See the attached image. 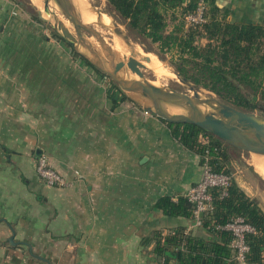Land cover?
I'll return each instance as SVG.
<instances>
[{
    "label": "crops",
    "instance_id": "crops-1",
    "mask_svg": "<svg viewBox=\"0 0 264 264\" xmlns=\"http://www.w3.org/2000/svg\"><path fill=\"white\" fill-rule=\"evenodd\" d=\"M216 1L232 19L264 17V0ZM25 18L19 2L0 0V264H153L167 229L216 240L190 215L155 206L200 179L195 147L95 72L78 85L42 78L51 62H27L21 41L11 42L26 36L11 30ZM39 153L68 186L38 176Z\"/></svg>",
    "mask_w": 264,
    "mask_h": 264
},
{
    "label": "trees",
    "instance_id": "trees-1",
    "mask_svg": "<svg viewBox=\"0 0 264 264\" xmlns=\"http://www.w3.org/2000/svg\"><path fill=\"white\" fill-rule=\"evenodd\" d=\"M183 1L107 0V5L109 13L125 24L136 37L162 46L175 45L182 60L177 69L182 78L214 92L220 100L240 109L264 110V17L260 20H235L231 18V7L219 5L216 0H203L208 6V20L193 25L199 28L201 35L207 39V42L200 46L194 43L192 30L186 37H179L177 31L164 32L166 21L163 10L178 7L182 12L191 11L200 0H189L185 5ZM32 17L41 21L36 13H32ZM54 36L62 40L56 33ZM72 51L97 73L105 75L74 49ZM113 84L120 91L121 99L129 98L117 84ZM166 122L172 126L176 137L191 147H195L194 136L199 131L208 133L214 144H223L221 139L196 125ZM221 155L224 161L228 159L226 151H222ZM216 170L221 169L218 166ZM228 193L230 196L222 205L245 215L246 220L258 231L257 234H247L250 244L249 264H264V213L233 180ZM155 206L169 216L190 215V205L183 196L177 201H172L170 196L160 197ZM210 232L217 236L216 240L185 236V250L171 252L177 263L229 264L227 262L230 250L226 245L228 234L225 231ZM176 238L173 236L167 239L165 244L176 243ZM165 249L166 245L156 244L157 251L163 252ZM166 264H169L168 261Z\"/></svg>",
    "mask_w": 264,
    "mask_h": 264
},
{
    "label": "rangeland",
    "instance_id": "rangeland-1",
    "mask_svg": "<svg viewBox=\"0 0 264 264\" xmlns=\"http://www.w3.org/2000/svg\"><path fill=\"white\" fill-rule=\"evenodd\" d=\"M14 1L20 3V7L24 11L26 18L24 20L22 19L23 24L20 27H12L11 30L16 32H25L26 36L21 35L23 38H16L12 35L11 42L18 47L20 43L18 45H16V43L21 41V45H24V48L26 49L27 62H31L33 60L51 62V64L46 66L45 69L43 66L42 78L55 79L67 77L69 83L72 82L75 85H78L81 78H92V75L94 77L97 72L92 68L90 69L86 65L84 66L80 64L84 62L72 51L71 47L65 41L58 40L54 36L55 32L52 28V24L55 23V18L53 15L47 16L44 11H41L42 15L45 17L44 19L41 18V21H38L32 17V13L37 14V11L39 10L38 7H42L44 0H33L34 2L31 0ZM83 1L92 13L90 16L85 17V23H90L92 27L104 36L106 42L110 44L116 55L120 57L127 56L133 52L134 56H138L143 60L142 63L153 69L144 70L148 79L156 82L157 84L166 85L177 91L191 93L187 84L183 83L178 76L177 69L182 63V60L180 58L178 48L175 45L168 44L162 46L159 43L151 42L148 39L136 37L134 33L128 30L125 24L115 19L109 13L107 0ZM49 8L55 13L58 19L63 21L65 25H68V20L61 13L60 9L53 0H50ZM163 13L166 21V27L164 29L165 33L177 31L179 37H186L192 30L194 32L193 39L196 45L201 46L207 42L206 37L201 35V30H198L199 28H195V26H184L183 16L185 12H182L180 8H168L163 10ZM81 15L82 18H84L82 13ZM114 23H117L123 33H127L129 35L132 43V49H130L122 41L121 37L113 31L112 28ZM86 35L89 37L88 41L100 50V47L94 40V37L89 34ZM33 53L35 54L33 55ZM88 71L91 74H89ZM46 73L52 76L47 77ZM103 76L104 75H101V77ZM110 83L113 84L111 79ZM198 89L202 94H208L212 97L218 98L214 92L206 88L199 86ZM250 111H254L264 116V110L254 109ZM222 147L223 151H226L228 155V159L225 160V164L227 165V170L231 172L233 176L232 178L244 187L246 195L252 198L264 213V173H259L257 171V169L260 168L259 161L256 157L258 154L241 150L224 141ZM256 164H258V166H256ZM157 255L158 253H156V256Z\"/></svg>",
    "mask_w": 264,
    "mask_h": 264
},
{
    "label": "water",
    "instance_id": "water-1",
    "mask_svg": "<svg viewBox=\"0 0 264 264\" xmlns=\"http://www.w3.org/2000/svg\"><path fill=\"white\" fill-rule=\"evenodd\" d=\"M53 1L68 20V25H65L50 10V0H44V13L55 18V23L52 24L54 32L74 51L107 75L139 106L166 121L196 125L234 147L264 155V116L240 109L211 95L202 94L198 85L179 74L180 80L187 84L191 93L157 84L144 73L145 69L151 68L138 60L133 52L127 56L116 55L104 36L90 23L83 21L72 0ZM37 15L39 18H45L40 10ZM112 29L132 49L129 35L123 33L117 23H114ZM86 34L94 37L100 50L88 41ZM168 106L177 107L180 112L172 113L167 109ZM9 240L13 241V235Z\"/></svg>",
    "mask_w": 264,
    "mask_h": 264
},
{
    "label": "built area",
    "instance_id": "built-area-1",
    "mask_svg": "<svg viewBox=\"0 0 264 264\" xmlns=\"http://www.w3.org/2000/svg\"><path fill=\"white\" fill-rule=\"evenodd\" d=\"M188 2L189 0H184L183 5ZM206 12L205 2L198 1L193 10L184 13V26L189 27L206 22L208 20ZM103 79L106 83L112 84L107 75H104ZM144 112L150 113L146 109ZM194 138V146L200 156L201 177L182 194L190 205L191 224L213 232L225 231L228 234L226 245L230 250L227 263L249 264L250 244L247 234H257L258 231L246 220L245 215L222 205L230 196L228 188L233 180L221 155L223 147L214 144L211 136L203 131H199ZM218 166L221 170H216ZM35 170L49 186L66 187L70 183L69 179L50 164L45 153L38 154ZM170 199L177 201V195H171ZM186 234L187 230L178 232L175 229H167L161 235V244L166 245L171 252L184 251ZM173 236L177 237V242L165 244L166 240ZM166 259L167 255L159 252L157 256L155 255L153 264H166L168 261Z\"/></svg>",
    "mask_w": 264,
    "mask_h": 264
},
{
    "label": "bare ground",
    "instance_id": "bare-ground-1",
    "mask_svg": "<svg viewBox=\"0 0 264 264\" xmlns=\"http://www.w3.org/2000/svg\"><path fill=\"white\" fill-rule=\"evenodd\" d=\"M52 1V0H51ZM74 5L76 6V8L78 9V11L80 13L83 14V19H84V22H86L85 20V17L87 16H90L92 13L89 11V8L86 6L85 2L83 0H72ZM42 5V3H41ZM38 7V6H37ZM38 9L40 11H43V5L41 8L38 7ZM89 38V37H88ZM92 40V39H91ZM138 60H140L141 62H143V60L141 58H139L138 56H135ZM167 109L172 112V113H175V112H180V109L177 108V107H173V106H168ZM256 155V154H255ZM258 161H259V169H257V171L259 173H264V155H256ZM256 166H258V164H256Z\"/></svg>",
    "mask_w": 264,
    "mask_h": 264
}]
</instances>
